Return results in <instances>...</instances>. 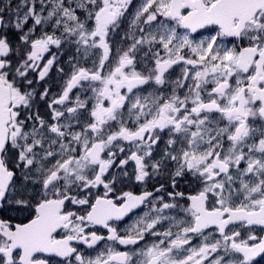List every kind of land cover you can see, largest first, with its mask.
<instances>
[{
  "label": "snow or ice",
  "instance_id": "6c2138e0",
  "mask_svg": "<svg viewBox=\"0 0 264 264\" xmlns=\"http://www.w3.org/2000/svg\"><path fill=\"white\" fill-rule=\"evenodd\" d=\"M257 230L264 0H0V264H252Z\"/></svg>",
  "mask_w": 264,
  "mask_h": 264
},
{
  "label": "flooded vegetation",
  "instance_id": "af4514ba",
  "mask_svg": "<svg viewBox=\"0 0 264 264\" xmlns=\"http://www.w3.org/2000/svg\"><path fill=\"white\" fill-rule=\"evenodd\" d=\"M55 70H53L51 73H50V79L48 80V86L52 88V91L53 92H56L57 91V87H56V84H55V81H56V76H55ZM127 190V189H126ZM136 192H139L140 191V188H134L132 189ZM257 234L258 235H264V232H261L259 230H257ZM252 264H264V254L260 255V256H257L256 258H254Z\"/></svg>",
  "mask_w": 264,
  "mask_h": 264
},
{
  "label": "rangeland",
  "instance_id": "374dc122",
  "mask_svg": "<svg viewBox=\"0 0 264 264\" xmlns=\"http://www.w3.org/2000/svg\"><path fill=\"white\" fill-rule=\"evenodd\" d=\"M62 59L66 60V59H67V57H66V56H64V57H62ZM55 76H56V78H57V74H56V73H55Z\"/></svg>",
  "mask_w": 264,
  "mask_h": 264
}]
</instances>
